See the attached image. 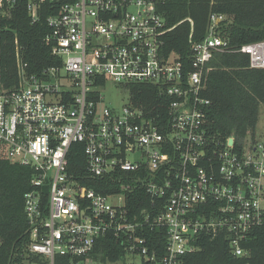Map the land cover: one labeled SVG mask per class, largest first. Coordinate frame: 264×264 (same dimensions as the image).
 <instances>
[{
	"label": "built area",
	"instance_id": "obj_1",
	"mask_svg": "<svg viewBox=\"0 0 264 264\" xmlns=\"http://www.w3.org/2000/svg\"><path fill=\"white\" fill-rule=\"evenodd\" d=\"M161 1L0 0V157L31 171L25 237L6 256L0 238V264H183L203 237L219 235L233 255L247 254L241 243L264 226V136L219 137L207 125L208 63L232 51L217 34L223 16H209L187 66L163 49ZM22 9L31 23L43 16L44 42L60 65L28 72L14 36L16 78L8 84L7 22ZM238 51L249 67L264 68V41ZM107 80L127 92V84L153 85L170 97L164 127L159 112L146 117L129 93L120 111L104 105ZM72 145L88 176L109 179L107 191L75 178ZM140 190L150 207L134 205ZM106 236L119 242L117 259L101 258Z\"/></svg>",
	"mask_w": 264,
	"mask_h": 264
},
{
	"label": "trees",
	"instance_id": "obj_2",
	"mask_svg": "<svg viewBox=\"0 0 264 264\" xmlns=\"http://www.w3.org/2000/svg\"><path fill=\"white\" fill-rule=\"evenodd\" d=\"M156 7L168 28L164 34L165 53L174 52L187 66L191 59V44L205 36L209 16H223L217 23V34L227 40L232 51L215 53L208 63L211 68L202 92L209 99L205 118L216 136H234L238 140L246 135L253 137L260 106L264 105V68L249 67L248 55L238 49L245 44L264 41V0H165ZM7 24L8 42L2 53V66L8 84L16 78L14 36L18 39L28 72L39 74L45 67L60 65V59L51 54L50 45L44 42L47 28L43 16L38 22L31 23L22 9ZM125 87L134 105L142 107L146 117L156 115L154 111L160 113L157 119L164 127V105L171 98L161 95L155 86L149 84L131 83ZM74 147L72 145L68 166L76 172L75 178L98 192L107 191L109 179L88 176L84 170V158L75 152ZM30 178L28 167L0 157V238L5 256L25 237L23 194L30 187ZM137 193L134 205L150 207L152 199L142 190ZM158 233L159 230L155 229L154 234ZM159 238L162 247V230ZM101 240L104 243L102 259L114 260L121 255L118 240L108 236ZM241 247L247 254L236 256L221 235L206 236L198 243L196 251L184 257L183 264H264V226L254 228Z\"/></svg>",
	"mask_w": 264,
	"mask_h": 264
},
{
	"label": "rangeland",
	"instance_id": "obj_3",
	"mask_svg": "<svg viewBox=\"0 0 264 264\" xmlns=\"http://www.w3.org/2000/svg\"><path fill=\"white\" fill-rule=\"evenodd\" d=\"M101 94L103 96V104L115 108L118 111H120L124 105L128 104L129 101L128 92L114 85L110 80L106 81ZM255 133L258 137L264 136V105L260 106V113L255 127ZM125 262L130 264L128 260ZM123 263L124 262H117L115 264Z\"/></svg>",
	"mask_w": 264,
	"mask_h": 264
},
{
	"label": "water",
	"instance_id": "obj_4",
	"mask_svg": "<svg viewBox=\"0 0 264 264\" xmlns=\"http://www.w3.org/2000/svg\"><path fill=\"white\" fill-rule=\"evenodd\" d=\"M229 142H231V139H229Z\"/></svg>",
	"mask_w": 264,
	"mask_h": 264
}]
</instances>
